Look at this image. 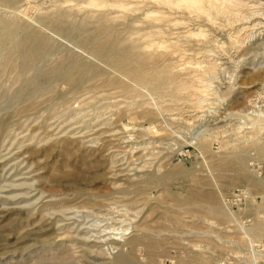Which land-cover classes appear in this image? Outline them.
<instances>
[{"label": "rangeland", "instance_id": "1", "mask_svg": "<svg viewBox=\"0 0 264 264\" xmlns=\"http://www.w3.org/2000/svg\"><path fill=\"white\" fill-rule=\"evenodd\" d=\"M88 1L0 0V19L18 25L17 40L50 42L48 56L22 75L17 56L1 66L0 46V264L34 263L44 240L58 251L78 242L73 253L81 264H112L119 251L133 264H254L247 256L253 240L256 264H264V129L261 140L247 138L242 116L264 99V48L257 43L264 39V0H241L232 15L211 20L182 5L166 14L151 0L126 7ZM63 10L75 18L104 10L122 36L165 51L161 68L173 75L165 85L151 76L139 82L98 53L95 30L60 22ZM199 28L204 36L188 35ZM169 39L176 47L167 48ZM155 40L167 42L158 48ZM66 60L65 76L32 92L39 75ZM120 234L121 245L110 243ZM130 238L136 246L125 245Z\"/></svg>", "mask_w": 264, "mask_h": 264}, {"label": "bare ground", "instance_id": "2", "mask_svg": "<svg viewBox=\"0 0 264 264\" xmlns=\"http://www.w3.org/2000/svg\"><path fill=\"white\" fill-rule=\"evenodd\" d=\"M88 1V0H87ZM101 0H99V1H97L96 2V0H91V1H88V2H91V4L92 5H96V6H98V5H100L99 4V2H100ZM114 1V0H113ZM112 1V2H113ZM121 1H127V2H124L123 3V5H122V3H121ZM121 1H119V3H121V5L122 6H124V7H126V6H128V4H130V3H134L133 2V0H121ZM152 1V3H155V6H157V7H159V8H164L165 9V11H166V14H168L167 12L168 11H171V9H174V7L175 6H178V7H180L181 5L183 6V8H187L188 10H189V12L191 13V12H193V13H197V14H204V16L208 19V20H211L212 18H213V14L215 13L216 15H221V16H226V17H228V16H230V15H232L233 14V12L237 9V8H239V7H241V6H243V4H242V2H241V0H151ZM136 2V1H135ZM252 2V1H251ZM82 3V2H81ZM104 3V2H103ZM115 3H117V2H115ZM246 3V2H245ZM83 4V3H82ZM105 4V3H104ZM110 4H114V3H110ZM109 4V5H110ZM139 4H142V3H139ZM144 4H145V1H144ZM150 4V3H149ZM258 4V3H257ZM256 4V5H257ZM74 5V4H73ZM78 5V4H77ZM102 5V4H101ZM116 5V4H115ZM119 5V4H118ZM137 5H138V3H137ZM254 5H255V3H254ZM262 5V4H261ZM260 5V6H261ZM28 6V5H27ZM81 6H84V5H81ZM103 6V5H102ZM106 6V5H105ZM122 6H121V8H122ZM76 7V6H75ZM78 7V6H77ZM114 7V6H113ZM245 7V6H244ZM117 8V7H116ZM147 8V7H146ZM145 7H144V9H146ZM246 8V7H245ZM258 8V7H257ZM262 8V7H261ZM27 9V8H26ZM99 9V8H98ZM118 9V8H117ZM126 9V8H125ZM167 9V10H166ZM177 9V8H176ZM241 9V8H240ZM239 9V10H240ZM259 9V8H258ZM38 10V9H37ZM109 10H111V9H109ZM152 10V9H151ZM158 10V9H157ZM242 10V9H241ZM249 10H251V9H249ZM253 10V9H252ZM256 10V9H255ZM25 11V10H24ZM99 11V10H98ZM103 12H104V10H102ZM107 11H108V9H107ZM111 11H113V10H111ZM110 11V12H111ZM154 11H156V10H154ZM254 11V10H253ZM27 12V11H26ZM103 12H100V13H98V14H94V15H91V14H86L85 16H83L82 18H75L74 17V15H73V13L70 11V10H63V11H61L59 14H58V19L60 20V22H62V21H69V22H71L74 26H73V28H75V29H79V30H81V31H92V29L93 30H95L94 32H96L97 33V35H95V36H97V38H99V40H100V42L97 44V51H98V53H103L104 55H106L110 60H111V62L114 64V65H116L117 67H119L120 69H123V70H126L128 73H129V75H131V76H133L134 78H136L139 82H141V83H148L149 82V76H151V77H156L157 78V80L162 84V85H165L167 82H168V80H169V77H168V74L169 73H171V72H169V70L167 69L168 67L166 66V65H164V69H162L161 68V66H162V63L163 64H165V59L164 58H166L167 56H168V54L166 55V54H164V52L163 53H156L157 52V50H156V52H155V50H146V47H148V46H155L154 44H148V46L146 45V44H143V43H140L139 41H137V39H134V38H132V36L131 35H125V37L124 36H122V33L116 28V26L115 25H113V23L111 22V18H110V15H108V14H106V13H103ZM117 12V11H116ZM115 12V13H116ZM160 12V11H159ZM246 12H248L247 10H246ZM255 12H257V11H255ZM254 12V13H255ZM264 12V11H263ZM262 12V13H263ZM36 13V12H35ZM107 13H109V12H107ZM125 13V12H124ZM129 13V12H128ZM131 13V12H130ZM147 13H150V15H148V16H153V12H149V9H148V12H145V14H147ZM161 13H163V12H161ZM175 13V12H174ZM184 13V12H183ZM239 13V12H238ZM253 13V12H252ZM165 14V13H164ZM180 14V13H179ZM241 14V13H240ZM248 14H250V13H248ZM261 14V13H260ZM133 15V14H132ZM131 15V16H132ZM242 15V14H241ZM241 15H239V16H241ZM263 15V14H262ZM123 16V15H122ZM127 16H128V14H127ZM131 16H129V17H131ZM135 15H133V17H134ZM145 15H143V17H144ZM184 16V15H183ZM188 16V15H187ZM239 16H237V18L235 19V20H237V19H239L238 17ZM244 17H245V15H243ZM252 16H253V14H252ZM264 16V15H263ZM124 17V16H123ZM135 17H137V16H135ZM154 17V16H153ZM231 17H233V16H231ZM236 17V16H235ZM6 18V17H5ZM9 18V17H8ZM171 18V17H170ZM182 18V17H181ZM189 18V17H188ZM246 18H247V16H246ZM256 18V17H255ZM259 18V17H258ZM130 19V18H129ZM128 19V20H129ZM134 20H135V18H133ZM156 19H164V17H156L155 18V21H156ZM193 19V18H192ZM201 19V18H200ZM221 19V18H220ZM263 19V18H262ZM58 20V21H59ZM131 20V19H130ZM169 20V19H168ZM217 20V19H216ZM232 20V19H231ZM127 21V20H126ZM229 21V20H228ZM238 21V20H237ZM236 21V22H237ZM243 21V20H242ZM254 21V20H253ZM252 21V22H253ZM256 21V20H255ZM261 21V20H260ZM116 22V21H115ZM130 22V21H129ZM225 22V21H224ZM259 22V21H258ZM263 22V21H262ZM19 23V22H18ZM123 23V22H122ZM131 23V22H130ZM226 23V22H225ZM68 24V23H67ZM133 24V23H132ZM228 24V23H227ZM245 24V23H244ZM243 24V25H244ZM254 24H255V22H254ZM129 25V24H128ZM235 25V24H234ZM252 25V24H251ZM229 26V25H228ZM245 26V25H244ZM248 27H249V25H247ZM1 27H3V29L5 30L4 31V34H3V37L0 39V46L1 47H3L4 49V56H3V62H2V64H1V66L2 65H4V64H7V63H10V61H12V58L14 57V56H17L18 58H20V63H19V73L22 75V74H24V73H27L28 71H30V70H32V69H34L35 67H37V65H38V63L40 62V61H42V60H44V58L46 57V56H48V51H49V48H50V42H49V40H47V39H44L43 37H40V36H35V37H28V38H26L25 40H17L16 38H15V33H16V31H17V29H18V25L14 22V21H4V20H2V19H0V28ZM242 27V26H241ZM246 27V26H245ZM247 27V28H248ZM255 27V25L253 26V28ZM257 27H260V26H257ZM218 28V27H217ZM240 28V27H239ZM238 28V29H239ZM247 28H246V30H247ZM250 28V27H249ZM264 28V27H263ZM182 29V28H181ZM200 29V28H199ZM203 29H204V27H203ZM203 29H200L197 33H195V32H190L188 35H200V36H204L205 35V29L203 30ZM209 29V28H208ZM227 29V28H226ZM237 29V30H238ZM241 29H244V27L243 28H240V32H241ZM255 29V28H254ZM253 29V30H254ZM262 29V28H261ZM1 30V29H0ZM28 30V29H27ZM121 30H122V28H121ZM125 30V29H124ZM211 30V29H210ZM229 30V29H228ZM231 30V29H230ZM263 30V29H262ZM261 30V31H262ZM2 31V30H1ZM0 31V32H1ZM132 31H134V30H132ZM157 33H160V34H162L163 32H162V30H160V29H158V30H155ZM154 31V32H155ZM161 31V32H160ZM209 31V30H208ZM153 32V34H155ZM171 32V31H170ZM182 32V31H181ZM239 32V33H240ZM243 32V31H242ZM241 32V33H242ZM246 32H248V31H246ZM245 32V33H246ZM254 32V31H253ZM259 32V31H258ZM73 33V32H72ZM128 34H131L132 32L131 31H128L127 32ZM135 33V32H134ZM238 33V34H239ZM244 33V34H245ZM256 33V32H255ZM150 33H147L146 34V36L147 35H149ZM159 34V35H160ZM163 34H165V33H163ZM174 34V33H173ZM182 33H180V35H181ZM236 34V33H235ZM248 34V33H247ZM246 34V35H247ZM249 34H251L252 35V33H249ZM245 35V36H246ZM109 36V37H108ZM216 36V35H215ZM244 36V35H243ZM254 36V35H253ZM136 37H138V36H136ZM168 37V36H167ZM210 37V36H209ZM231 37H232V35H231ZM239 37V36H238ZM252 37V36H251ZM257 37V36H256ZM144 38V37H143ZM177 38V37H176ZM187 38H188V36H187ZM211 38V37H210ZM215 38V37H214ZM249 38H250V36H249ZM248 38V39H249ZM103 39H108V40H103ZM163 39H165V38H163ZM163 39H161V40H163ZM174 39H175V37H174ZM233 39H234V37H233ZM236 40L238 39V38H235ZM240 39V38H239ZM238 39V40H239ZM246 39V38H245ZM64 40V39H63ZM102 40V41H101ZM142 40V39H141ZM195 40V39H194ZM235 40V42H239V41H236ZM156 41H158V40H155V42ZM189 41V40H188ZM249 41V40H248ZM153 42V41H152ZM165 42H167V40L165 41ZM164 41H162V43H165ZM168 42H169V44H167V48L168 47H176L175 46V44H178L177 43V41H171V39H169L168 40ZM246 42V41H245ZM157 43V42H156ZM162 43H157V45L156 46H158V48L159 47H162ZM258 43V46H260L259 48H264V39L262 40V41H260V42H257ZM56 45V44H55ZM54 45V46H55ZM165 45V44H164ZM169 45V46H168ZM195 46V45H194ZM198 46V45H197ZM165 47H166V45H165ZM52 48H53V46H52ZM70 48V47H69ZM148 48H150V47H148ZM185 48V47H184ZM179 49H181V48H178L177 50H179ZM186 49V48H185ZM1 50V49H0ZM54 50H56V49H54ZM211 50H212V48H211ZM66 51V50H65ZM171 51V50H170ZM256 51V50H255ZM57 52V51H56ZM258 52V51H257ZM53 53H54V51H53ZM63 53V52H62ZM61 53V54H62ZM168 53H170V52H168ZM210 53H211V51H210ZM59 54V53H58ZM57 53H56V55H58ZM66 54V53H65ZM176 54V53H175ZM254 54V53H253ZM1 55V54H0ZM71 55V54H70ZM163 55H166V57H164L163 58ZM214 55H217V54H214ZM54 56V55H53ZM59 56V55H58ZM80 56V55H79ZM172 56H173V54H172ZM218 56V55H217ZM1 57V56H0ZM71 57V56H70ZM73 57V56H72ZM58 58V57H57ZM99 58V57H98ZM100 58H102V57H100ZM184 58V57H183ZM60 59V58H59ZM67 59V58H66ZM178 59V58H177ZM220 60V59H219ZM181 61V60H180ZM14 63H15V61H13ZM99 62V61H98ZM172 62V61H171ZM170 62V63H171ZM177 62V61H176ZM210 62V61H209ZM17 63V64H18ZM185 63V62H184ZM13 64V63H12ZM16 64V63H15ZM172 64H174V63H172ZM8 65V64H7ZM14 65V64H13ZM45 65V64H44ZM70 65H71V63H70V61L69 62H67V60H66V63L65 62H62V63H60V64H57V65H55V66H52V67H50L49 69H47L41 76L39 75V79H38V82H36V84H34L33 86L34 87H32L33 88V91L32 92H44V90L49 86V84L53 81V80H55V79H57L58 77H60V76H65V74L68 72L67 70H68V68L70 67ZM175 65V64H174ZM182 65V64H181ZM198 65H199V62H198ZM203 66H204V64H202ZM201 65V66H202ZM216 65V64H215ZM194 66V65H193ZM223 66V65H222ZM13 67V66H12ZM18 67V66H17ZM39 67V66H38ZM42 67V65L39 67V68H41ZM48 67V66H47ZM166 67V68H165ZM218 67V66H217ZM38 68V69H39ZM105 68H106V66H105ZM37 69V71H39ZM172 68H170V70H171ZM174 69V70H173ZM172 70L173 71H175V68H173ZM213 69H214V67L213 66H208V72H212L213 71ZM185 70H188V69H185ZM185 70H183V71H185ZM196 70V69H195ZM189 71H190V69H189ZM15 72V71H14ZM150 72H152V73H149ZM164 72H167V75H163V73ZM176 72H179V70L178 71H176ZM186 72V71H185ZM191 72V71H190ZM29 73H31V72H29ZM35 73H37V72H35ZM192 73V72H191ZM194 73V72H193ZM192 73V74H193ZM9 74V73H8ZM202 74V73H201ZM208 74V73H207ZM171 75H173L172 73H171ZM197 75V74H196ZM199 75V74H198ZM262 74H261V72H259L258 74H256V76L255 77H260ZM19 76V75H18ZM17 76V77H18ZM28 76V75H27ZM201 76V75H200ZM202 76H203V74H202ZM201 76V77H202ZM192 76H190L189 78H191ZM199 77V76H198ZM203 77H205V75L203 76ZM213 77V76H212ZM12 78V77H11ZM16 78V77H15ZM185 78H188V76L187 77H185ZM189 78L187 79V80H189ZM193 78H194V76H193ZM200 78V77H199ZM6 79H8V78H6ZM28 79V78H27ZM196 79V78H195ZM201 80H203L202 78H200ZM20 80V79H19ZM19 80L16 82L17 84H18V82H19ZM201 80H199V81H201ZM33 81V80H32ZM97 81V80H96ZM113 81V80H112ZM205 81H207V78H206V80ZM31 82V81H30ZM57 82V81H56ZM197 82V81H196ZM204 82V81H203ZM207 82H209V81H207ZM2 83V82H1ZM58 83V82H57ZM95 83V82H94ZM5 84V83H4ZM7 84V83H6ZM66 84V83H65ZM20 85V84H19ZM25 85V84H24ZM58 85V84H57ZM95 85V84H94ZM173 85V84H172ZM171 85V86H172ZM198 85V84H197ZM209 85H211L210 84V82H209ZM6 86V85H5ZM59 86V85H58ZM171 86L169 87V88H171ZM196 86V85H195ZM2 87H4V86H2ZM7 87V86H6ZM66 87V86H65ZM180 89L181 88H185V84L184 83H181L179 86H178ZM189 87H191V86H189ZM168 88V87H167ZM194 88V87H193ZM206 88V87H205ZM106 89V88H105ZM177 89V88H176ZM186 89V88H185ZM188 89V88H187ZM186 89V90H187ZM190 89V88H189ZM11 90V89H10ZM21 90V89H20ZM143 90V89H142ZM178 90V89H177ZM200 90H201V88H200ZM204 90V89H203ZM46 91V90H45ZM191 91V90H190ZM24 92V91H23ZM31 92V93H32ZM182 92V91H181ZM185 92V91H184ZM7 93V92H6ZM111 93V92H110ZM165 93H167V92H165ZM179 93H180V91H179ZM183 93V92H182ZM194 93V92H193ZM199 93V92H198ZM183 94H185V93H183ZM182 94V95H183ZM195 94V93H194ZM197 94V93H196ZM201 94V93H200ZM204 94V93H203ZM203 94H201V96L203 95ZM208 94V93H207ZM2 95V94H1ZM19 95V94H18ZM17 95V96H18ZM24 95V94H23ZM33 95V94H32ZM42 95V94H41ZM45 95V94H44ZM91 95V94H90ZM100 95V94H99ZM189 95V94H188ZM21 96V95H20ZM34 96V95H33ZM37 96V95H36ZM179 96V95H178ZM190 96H192L193 97V95H190ZM205 96V95H204ZM3 97V96H2ZM31 97V96H30ZM195 97H197V96H195ZM23 98V97H22ZM199 99V98H198ZM197 99V100H198ZM257 99H259V98H257ZM256 99V100H257ZM38 100V99H37ZM196 100V99H195ZM200 100V99H199ZM13 101V100H12ZM163 101H164V99H163ZM201 101V100H200ZM39 102V101H38ZM161 102V101H160ZM19 103V102H18ZM253 103V102H252ZM257 103H259V102H256L255 103V105L254 104H252V105H254L253 107H252V109H251V111H249L248 113H245V114H243L242 116H244V118H245V121H243V123H247V122H249V125H247V127L246 128H248V129H250V131H249V135L247 136V138H249V139H254L255 140V142H256V140H261L259 137H261L260 136V134H261V132H262V130L264 129V106L263 105H258ZM196 104H198V102L196 103ZM52 106V105H51ZM3 108V107H2ZM26 109V108H25ZM161 109V108H160ZM67 113V112H66ZM74 118V117H73ZM247 121V122H246ZM5 128V127H4ZM241 128V127H240ZM2 129V128H1ZM253 155H255L254 153H253ZM259 174V173H258ZM259 176V175H258ZM151 181V180H150ZM153 182V181H152ZM139 184V183H138ZM132 186H134V185H132ZM139 186V185H138ZM132 188V187H131ZM144 189V188H143ZM142 189V190H143ZM56 200V202H58L57 201V199H55ZM55 200H54V202H55ZM74 200V199H73ZM116 200V199H115ZM131 200V199H130ZM50 201H52V199L50 200ZM135 201V200H134ZM124 202H125V200H124ZM136 202V201H135ZM47 203V202H46ZM46 203H45V206H46ZM59 203V202H58ZM138 203V202H137ZM133 204V203H132ZM139 204H141V203H139ZM43 205V204H42ZM57 205V204H56ZM113 206V205H112ZM74 207V206H73ZM83 208V207H82ZM128 209V208H127ZM125 210H126V208H125ZM127 214V213H126ZM105 215V214H104ZM106 217V216H105ZM108 217V216H107ZM19 218V217H18ZM126 218V217H125ZM13 219V218H12ZM15 219V218H14ZM121 219V218H120ZM235 219V221L237 220L236 218H234ZM44 220V219H43ZM59 220V219H58ZM57 220H55V222H56ZM119 222H121L120 220H119ZM237 222V221H236ZM59 223V222H58ZM117 223V222H116ZM239 223V222H238ZM237 223V224H238ZM242 222H240V224H241ZM140 224H141V222H140ZM144 224V223H143ZM240 224H238V226H239V229H241V231H243V233L246 235V237L247 238H250L251 236L249 235V233H248V228L246 229L244 226H242V225H240ZM55 225V224H54ZM115 225V224H114ZM122 225V224H121ZM69 226V225H68ZM116 226V225H115ZM120 226V225H119ZM123 226V225H122ZM128 226V225H127ZM135 226V225H134ZM143 226V225H142ZM126 227V226H125ZM138 227V226H137ZM247 227V226H246ZM68 228V227H67ZM107 228V227H106ZM110 228V227H109ZM112 228H113V226H112ZM121 228H123V227H121ZM131 228V227H130ZM139 228V227H138ZM137 228V229H138ZM141 228H144V230H145V228L146 227H141ZM62 229V228H61ZM71 229V228H70ZM105 229V228H104ZM48 230V229H47ZM47 230H45V231H47ZM106 230V229H105ZM109 230V229H108ZM122 230V229H121ZM127 230V229H126ZM136 230V229H135ZM141 230V229H140ZM113 231V230H112ZM117 231V230H116ZM123 231V230H122ZM121 231V232H122ZM142 231V230H141ZM111 232V231H110ZM109 232V233H110ZM120 232V233H121ZM112 233V232H111ZM113 233H114V231H113ZM116 233V232H115ZM123 233H126V231L124 230V232ZM142 233V232H141ZM144 233V232H143ZM59 234V233H58ZM106 234H108V233H106ZM119 234V233H118ZM139 234H140V231H139ZM145 234V233H144ZM123 235L124 234H120L119 235V237L118 236H115L114 235V237H112L110 240L112 241V242H110V243H114V244H116V245H121V239H122V237H123ZM249 235V236H248ZM84 236V235H83ZM103 236V235H102ZM62 238H63V236H61ZM132 237V236H131ZM137 237V236H136ZM141 237V236H140ZM145 237V236H144ZM143 236H142V238H144ZM147 237V236H146ZM245 237V238H246ZM61 238V239H62ZM73 238H75V237H73ZM87 238V237H86ZM99 238V237H98ZM57 239V238H56ZM101 239V238H100ZM105 239V238H104ZM141 239V238H140ZM145 239V238H144ZM62 240H64V239H62ZM70 241H72L73 239L71 238V239H69ZM81 240V239H80ZM38 241V240H37ZM52 241V240H51ZM57 241V240H56ZM81 241H83V240H81ZM100 241V240H99ZM98 241V242H99ZM125 241V240H124ZM123 241V242H124ZM137 241H138V239L137 238H130V240H127V243L125 244V245H127V244H131L132 246H136V244H137ZM150 241V240H149ZM250 241V244H249V242H248V246H249V248H248V255L247 256H249V257H251V258H253V260H254V264H256V262H257V253H258V251L255 249V242L253 241V240H249ZM59 242H60V240H59ZM58 242V243H59ZM96 242V241H95ZM101 242V241H100ZM103 242V241H102ZM143 242H145V241H143ZM49 240H44V241H42L40 244L42 245V250L41 251H39V247H37L36 249H34V251L36 250V252H38V259L36 260V258H35V262L34 263H32V264H71V263H73L74 262V264H81V262L76 258L77 256L75 255V253H73V252H75L74 250L76 249V247H74L75 246V244H77L76 242H75V244L74 243H71V245H74V246H72L71 248H69L70 247V245H68V244H65V246L63 247V250L62 251H58V249H57V245L54 247V246H49ZM65 243V242H64ZM69 243V244H70ZM109 243V242H108ZM165 243V242H164ZM53 244V243H52ZM57 244V243H56ZM61 244H63V243H61ZM60 244V245H61ZM79 244V243H78ZM84 244V243H83ZM92 244V243H91ZM99 245H100V243H99ZM104 245H105V243H104ZM109 245V244H108ZM112 245V244H111ZM130 245V246H131ZM114 246V245H113ZM140 246V245H139ZM138 246V247H139ZM59 247V246H58ZM62 247V246H61ZM88 247V246H87ZM107 247V246H106ZM109 247V246H108ZM117 247V246H116ZM138 247H137V249H138ZM74 248V249H73ZM133 248H135L136 249V247H133ZM162 248V247H161ZM57 249V250H56ZM131 249V248H130ZM140 249H141V247H140ZM147 249H148V247H147ZM51 251L52 253H49L48 251ZM55 250V251H54ZM78 251V254H79V249H77ZM93 250H94V248H93ZM150 250V249H149ZM3 251V250H2ZM81 251V250H80ZM91 251V250H90ZM98 251H99V248H98ZM32 252V251H31ZM30 252V253H31ZM88 252V251H87ZM97 252V251H96ZM129 252V251H128ZM139 252V251H138ZM137 252V253H138ZM84 253H86V252H84ZM89 253V252H88ZM88 253H86L87 255H88ZM103 252H98V254H102ZM111 253V252H110ZM109 253V254H110ZM132 253V252H131ZM91 254V253H90ZM89 254V255H90ZM97 254V253H96ZM105 254H106V252H105ZM150 254V253H149ZM103 255H104V253H103ZM193 255V254H192ZM191 255V256H192ZM101 256V255H100ZM135 256V255H134ZM134 256H133V258H134ZM131 256H127V255H125V254H122V253H120V251H119V254H118V252H117V254H116V256H115V258L113 257V263L112 264H133L132 263V257L130 258ZM29 258V257H28ZM96 258H97V256H96ZM105 258V257H104ZM136 258V257H135ZM155 258V257H154ZM22 259H25V255H24V257L22 256ZM30 259V258H29ZM75 259H77V260H75ZM147 259V258H146ZM18 260H20V259H18ZM17 260V261H18ZM32 260V259H31ZM30 260V261H31ZM34 260V259H33ZM135 260V259H134ZM252 260V261H253ZM28 261V260H27ZM147 261V260H146ZM222 261V260H221ZM33 262V261H32ZM29 264V263H28ZM100 264V263H99ZM139 264V263H138ZM221 264V263H220ZM222 264H226L225 262L223 263L222 262Z\"/></svg>", "mask_w": 264, "mask_h": 264}, {"label": "built area", "instance_id": "3", "mask_svg": "<svg viewBox=\"0 0 264 264\" xmlns=\"http://www.w3.org/2000/svg\"><path fill=\"white\" fill-rule=\"evenodd\" d=\"M256 101L259 102V103H257L258 105H263L264 106V103H263L264 102V99L263 98H260L259 97V99H257ZM241 201L242 200H239L238 202H241Z\"/></svg>", "mask_w": 264, "mask_h": 264}, {"label": "crops", "instance_id": "4", "mask_svg": "<svg viewBox=\"0 0 264 264\" xmlns=\"http://www.w3.org/2000/svg\"><path fill=\"white\" fill-rule=\"evenodd\" d=\"M262 172H264V167H263V169H262Z\"/></svg>", "mask_w": 264, "mask_h": 264}]
</instances>
